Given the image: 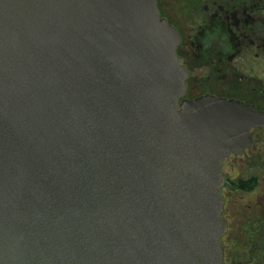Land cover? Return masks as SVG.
Returning a JSON list of instances; mask_svg holds the SVG:
<instances>
[{
	"label": "water",
	"instance_id": "water-1",
	"mask_svg": "<svg viewBox=\"0 0 264 264\" xmlns=\"http://www.w3.org/2000/svg\"><path fill=\"white\" fill-rule=\"evenodd\" d=\"M157 0H0V264H223V162L264 113L181 98Z\"/></svg>",
	"mask_w": 264,
	"mask_h": 264
},
{
	"label": "flooded vegetation",
	"instance_id": "flooded-vegetation-1",
	"mask_svg": "<svg viewBox=\"0 0 264 264\" xmlns=\"http://www.w3.org/2000/svg\"><path fill=\"white\" fill-rule=\"evenodd\" d=\"M188 72L181 101L214 96L264 113V0H157ZM222 164L223 264H264V128ZM239 169L235 178L231 170ZM230 170V172H229Z\"/></svg>",
	"mask_w": 264,
	"mask_h": 264
},
{
	"label": "rangeland",
	"instance_id": "rangeland-1",
	"mask_svg": "<svg viewBox=\"0 0 264 264\" xmlns=\"http://www.w3.org/2000/svg\"><path fill=\"white\" fill-rule=\"evenodd\" d=\"M229 172H230V170H229ZM239 172H240L239 169H237V170H231L230 177H232V178L237 177Z\"/></svg>",
	"mask_w": 264,
	"mask_h": 264
}]
</instances>
